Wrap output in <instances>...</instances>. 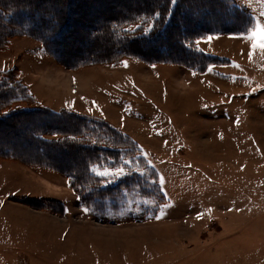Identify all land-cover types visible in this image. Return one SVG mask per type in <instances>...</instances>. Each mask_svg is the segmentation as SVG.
<instances>
[{
	"label": "rangeland",
	"instance_id": "1",
	"mask_svg": "<svg viewBox=\"0 0 264 264\" xmlns=\"http://www.w3.org/2000/svg\"><path fill=\"white\" fill-rule=\"evenodd\" d=\"M233 1L255 27L199 38V49L227 59L202 73L131 58L74 70L83 46L72 36L61 59L28 37L0 48V71L16 69L43 104L131 133L164 195L123 194L92 213L63 174L3 158L0 264H264V49L248 39L264 0ZM35 199L45 204L26 202Z\"/></svg>",
	"mask_w": 264,
	"mask_h": 264
},
{
	"label": "trees",
	"instance_id": "2",
	"mask_svg": "<svg viewBox=\"0 0 264 264\" xmlns=\"http://www.w3.org/2000/svg\"><path fill=\"white\" fill-rule=\"evenodd\" d=\"M217 15L224 21H216ZM254 27L255 16L233 0H0L1 49L11 37H28L39 41L45 56L61 59L72 35L83 46L67 64L74 70L131 58L202 73L227 59L199 49V38L246 34ZM2 131L0 160L63 174L92 213L102 214L123 194L164 200L155 169L129 133L105 118L43 104L14 68L0 71ZM106 169L123 172L97 174Z\"/></svg>",
	"mask_w": 264,
	"mask_h": 264
},
{
	"label": "snow or ice",
	"instance_id": "3",
	"mask_svg": "<svg viewBox=\"0 0 264 264\" xmlns=\"http://www.w3.org/2000/svg\"><path fill=\"white\" fill-rule=\"evenodd\" d=\"M209 40L212 38L209 37ZM249 40L256 41V43H253L252 47L255 49L256 47H260L261 49H264V22H262L260 25L257 26V30H253L251 34L248 36ZM125 66H127V62H125ZM211 70V69H210ZM123 172V169H118L117 173ZM98 175L100 176H108V175H113L114 173L110 172L109 170H104V171H98ZM197 218H202V217H197Z\"/></svg>",
	"mask_w": 264,
	"mask_h": 264
},
{
	"label": "crops",
	"instance_id": "4",
	"mask_svg": "<svg viewBox=\"0 0 264 264\" xmlns=\"http://www.w3.org/2000/svg\"><path fill=\"white\" fill-rule=\"evenodd\" d=\"M199 41V40H198ZM197 41V45H199V42ZM200 47V46H199ZM202 50V49H201ZM203 51H205L204 49H203ZM206 52V51H205ZM210 54V53H209ZM212 55H216V56H220V57H224V56H221V55H217V54H212ZM84 68V67H83ZM22 78V77H21ZM23 79V78H22ZM24 80V79H23ZM30 89H31V87H30ZM32 91V90H31ZM33 92V91H32ZM35 95H36V93H35ZM38 97V96H37ZM39 98V97H38ZM40 100H41V98H39ZM43 100V99H42ZM41 100V101H42ZM43 103H45L44 102V100L42 101ZM46 105V104H45ZM47 106H50V105H47ZM51 108H53L52 106H50ZM54 109V108H53ZM61 109V108H60ZM60 109H54V110H60ZM62 109H65V108H62ZM85 114H88V113H85ZM89 114H91V113H89ZM92 115H94V114H92ZM104 118V117H103ZM112 123V122H111ZM113 124H115V123H113ZM115 125H117V124H115ZM130 135H132L131 133H129Z\"/></svg>",
	"mask_w": 264,
	"mask_h": 264
},
{
	"label": "bare ground",
	"instance_id": "5",
	"mask_svg": "<svg viewBox=\"0 0 264 264\" xmlns=\"http://www.w3.org/2000/svg\"><path fill=\"white\" fill-rule=\"evenodd\" d=\"M86 14V13H85ZM73 15V14H72ZM73 17V16H72ZM81 17V16H80ZM75 18V17H74ZM70 31V30H69ZM72 36V35H71Z\"/></svg>",
	"mask_w": 264,
	"mask_h": 264
}]
</instances>
